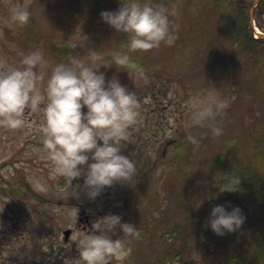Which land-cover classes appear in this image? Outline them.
Here are the masks:
<instances>
[{
  "label": "rangeland",
  "instance_id": "1",
  "mask_svg": "<svg viewBox=\"0 0 264 264\" xmlns=\"http://www.w3.org/2000/svg\"><path fill=\"white\" fill-rule=\"evenodd\" d=\"M262 1L252 17L258 35L264 33ZM152 2L167 9L174 42L132 50L128 34L101 16L104 9L114 10L117 0H102L103 7L95 0H0V60L24 67L23 56L39 49L45 61L36 67L44 73L41 90L56 64L78 57L107 64L100 71L118 76L138 99V117L122 149L137 162V175L131 183L106 186L95 198L83 189V176L72 182L81 185L79 198L61 192L68 179L53 174L44 147L43 103L26 109L22 127L0 124V264H74L78 240L94 219L110 212L135 223L139 235L117 232L126 241V254L108 257L105 264H158L168 228L196 224L218 203L242 208L251 224L246 234L245 223L239 228L245 240L264 228V201L249 195L243 184L251 183V175L264 183V79L254 76V64L246 63L240 44L231 41L223 14H208L207 6L196 3L189 8L186 0ZM17 5L31 12L25 24L13 19ZM59 41L71 48L64 59L51 51ZM117 55H127L134 66L116 65ZM209 94L226 99L227 107L214 118L193 122V100ZM213 126L222 131L214 134ZM220 153L226 157L222 166L216 162ZM232 182L236 191H220L219 185ZM74 206L80 208L78 216L72 214ZM66 228L73 230L68 240ZM191 235L217 237L205 225ZM185 259L220 264L198 244L186 250Z\"/></svg>",
  "mask_w": 264,
  "mask_h": 264
},
{
  "label": "clouds",
  "instance_id": "2",
  "mask_svg": "<svg viewBox=\"0 0 264 264\" xmlns=\"http://www.w3.org/2000/svg\"><path fill=\"white\" fill-rule=\"evenodd\" d=\"M31 12L27 6L17 5L13 19L20 24L29 21ZM101 16L118 32L128 34V47L132 50L150 49L160 43L174 42L170 29V17L163 5L152 0H121L117 9H104ZM72 47L77 44L73 42ZM116 65L127 64V55H117ZM24 67L0 60V124L18 128L25 125V112L43 107L44 147L53 162V174L68 179L62 193L79 198L78 183L73 179L84 177L83 189L90 198H95L117 182H128L137 175L135 159L122 149L127 146L128 131L138 117V99L135 92L113 75L107 77L100 71L103 63L88 62L72 57L68 62L55 65L51 75L44 81V73L37 72L38 65L45 61L37 49L24 55ZM226 99L212 94L208 98L193 100V122L214 118L217 112L227 107ZM86 108V110H85ZM222 130L213 126V133ZM197 142L195 136L190 137ZM102 141V142H101ZM220 191H236L234 182L220 186ZM231 201L215 204L206 223L218 235L235 232L246 221L239 205ZM79 206L72 208L78 216ZM139 235L135 223L123 220L119 213H107L93 220L91 229L78 240L79 255L74 264H105L108 257L126 254V241L116 235Z\"/></svg>",
  "mask_w": 264,
  "mask_h": 264
},
{
  "label": "trees",
  "instance_id": "3",
  "mask_svg": "<svg viewBox=\"0 0 264 264\" xmlns=\"http://www.w3.org/2000/svg\"><path fill=\"white\" fill-rule=\"evenodd\" d=\"M187 1L189 8L193 7V6L190 7L191 4L194 3L195 5L196 3L199 6H207L206 11L208 14H212L216 16H219V14L220 15L223 14L224 21H228L233 29L231 39H233V41L240 43L241 51L245 53L244 61H246V63L252 61V63L254 64V68L256 70L254 76L257 77L258 79H264V38L254 37V31L249 21L250 8L254 4V0H245L244 3L242 4H239L236 0H186V2ZM95 2L97 6L103 7L102 0H95ZM120 4H121V0H117L115 9H117L120 6ZM260 26L264 27L262 23H260ZM51 51H53L52 53L57 52L58 57L60 59H64L66 54L68 56L71 53V48L67 46L65 43L61 42L60 45L52 47ZM63 51L65 52V54H63ZM128 64L130 66H134V63L131 59H129ZM225 160H226L225 155L223 153H220L216 159V162L218 165L222 166L225 163ZM248 177L251 183L248 184L246 182H243L246 188L245 191H247L249 195L254 196V198L257 197V199H261L264 201V183L255 182L253 180V175ZM205 215L206 216L201 218L200 221L196 224L193 221H188L185 223V225H182L180 223L174 224L170 228H168V231H166L165 235H167L170 238L175 236H184L183 240H181L182 243L189 244L194 240L192 239L194 236L191 235L192 231L197 230V228H199L202 225H205L207 227L208 232L212 233L213 230L211 226L206 223L209 214L207 213ZM248 218L249 216L247 217V219ZM244 226L246 227V230L244 231V233L246 234V232H248L247 230L251 227L249 219L246 220ZM208 236L214 237V235H208ZM219 236H221L220 244H222L221 248L223 249L222 251L224 252L225 255L227 256L234 255L236 264H252L254 258L256 256H260V251L262 250L261 244L264 242V228L258 229L256 234L252 235L254 236V238L246 241L243 240V238H241V232H239V229H237L235 232H228L225 235H219ZM241 241L246 245H252L250 249L247 247L246 248L251 252H255L256 255L243 254V252H245L246 249H242L238 246L239 244H241L240 243ZM174 242L175 240L172 239V243ZM201 242L204 244H208L207 246L208 250H212L213 244L217 242V240L210 238ZM163 243L164 245H163V250L161 251L162 253L158 257L159 260L162 262L165 260L164 252H168L170 250H172L173 252H179L175 248L169 249L166 246L168 244V238L164 239ZM236 252H240L241 254L235 255Z\"/></svg>",
  "mask_w": 264,
  "mask_h": 264
},
{
  "label": "flooded vegetation",
  "instance_id": "4",
  "mask_svg": "<svg viewBox=\"0 0 264 264\" xmlns=\"http://www.w3.org/2000/svg\"><path fill=\"white\" fill-rule=\"evenodd\" d=\"M218 248L220 247L219 245L217 246ZM185 253L186 251H180L176 254L177 258H175V264H198L197 262H189L185 259ZM212 255L216 256V257H220L221 259H223L221 256L223 255L221 251L219 250H215L211 253ZM234 255H231V257H233ZM219 259V258H218ZM225 260V259H224ZM225 262H229V264H234L233 261H227L225 260ZM252 264H264V250L262 252V258L259 259H255L253 260Z\"/></svg>",
  "mask_w": 264,
  "mask_h": 264
},
{
  "label": "water",
  "instance_id": "5",
  "mask_svg": "<svg viewBox=\"0 0 264 264\" xmlns=\"http://www.w3.org/2000/svg\"><path fill=\"white\" fill-rule=\"evenodd\" d=\"M71 232H72V230H71V229H66V230L64 231V233H65V238H66V239H68V238H69V236H70Z\"/></svg>",
  "mask_w": 264,
  "mask_h": 264
}]
</instances>
